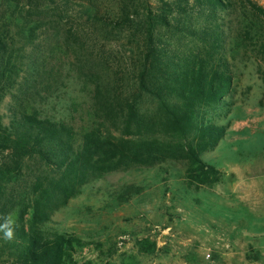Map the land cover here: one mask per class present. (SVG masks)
Instances as JSON below:
<instances>
[{"label": "trees", "instance_id": "1", "mask_svg": "<svg viewBox=\"0 0 264 264\" xmlns=\"http://www.w3.org/2000/svg\"><path fill=\"white\" fill-rule=\"evenodd\" d=\"M5 1L14 17L0 28V102L16 89L20 71L19 34L14 38L11 26L29 27L27 39L34 41L39 26L62 23L71 2L25 0L24 13H19L24 0ZM82 1L87 3L82 5L86 23L69 29L65 38L77 50L78 63L92 72L105 56L101 50L86 54L85 48L93 51L96 43L106 45L125 34L131 48L127 71L111 68L109 81L96 70L89 75L96 108L93 126L83 133L29 108H11L8 124L0 117V215L11 214L18 224L13 240L0 233V264L72 263L82 240L44 228L98 177L176 161L187 164L190 188L220 182L222 172L202 156L227 135L220 122L231 113L227 99L235 78L226 19L239 4L253 19L244 29L246 41L254 42L244 49L255 43L264 52V36L259 35L264 9L252 0H119L105 10L94 0ZM45 74L35 61L29 78L17 87L21 83L20 90L29 92ZM141 190L126 186L119 199Z\"/></svg>", "mask_w": 264, "mask_h": 264}, {"label": "rangeland", "instance_id": "2", "mask_svg": "<svg viewBox=\"0 0 264 264\" xmlns=\"http://www.w3.org/2000/svg\"><path fill=\"white\" fill-rule=\"evenodd\" d=\"M70 1L69 15H63L62 23L39 26L34 41L27 39L29 27L11 26L12 36L19 34L14 37L21 62L18 84L29 78L35 61L46 74L31 81L29 92L17 84L0 102L5 124L11 108H29L83 133L93 126L92 110L96 108L95 85L89 75L96 70L109 81L111 68L127 71L131 48L125 34L106 45L96 43L93 51L86 47L84 53L96 56L101 50L106 59L99 58L102 64L96 63L92 72L81 67L77 50L65 38L69 29L86 23L82 5L87 3ZM95 1L105 10L119 0ZM252 1L264 9V0ZM24 5L25 0L19 13H24ZM12 17L6 1L0 0V28L13 21ZM226 20L235 78L227 102L233 106L227 120L220 122L227 126L225 140L202 156L222 172L220 182L190 188L187 164L176 161L133 167L92 180L44 228L75 234L82 240L83 246L68 264H264V52L255 43L244 49V44L254 42L246 41L244 29L253 19L240 4ZM262 28L259 35L264 36ZM250 34L255 37V31ZM126 186L142 190L121 201Z\"/></svg>", "mask_w": 264, "mask_h": 264}, {"label": "clouds", "instance_id": "3", "mask_svg": "<svg viewBox=\"0 0 264 264\" xmlns=\"http://www.w3.org/2000/svg\"><path fill=\"white\" fill-rule=\"evenodd\" d=\"M0 233H3V239L11 241L15 238V232L18 227L17 222L11 214L0 215Z\"/></svg>", "mask_w": 264, "mask_h": 264}, {"label": "crops", "instance_id": "4", "mask_svg": "<svg viewBox=\"0 0 264 264\" xmlns=\"http://www.w3.org/2000/svg\"><path fill=\"white\" fill-rule=\"evenodd\" d=\"M257 189H258V184H257ZM260 192H261V191L258 189V192H257V197H256V199H258V196H259Z\"/></svg>", "mask_w": 264, "mask_h": 264}]
</instances>
